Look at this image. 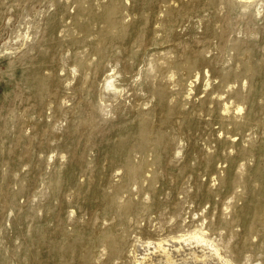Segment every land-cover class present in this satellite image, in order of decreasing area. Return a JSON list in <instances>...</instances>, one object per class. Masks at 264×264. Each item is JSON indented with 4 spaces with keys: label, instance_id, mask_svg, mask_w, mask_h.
<instances>
[{
    "label": "bare ground",
    "instance_id": "1",
    "mask_svg": "<svg viewBox=\"0 0 264 264\" xmlns=\"http://www.w3.org/2000/svg\"><path fill=\"white\" fill-rule=\"evenodd\" d=\"M70 1L76 12H69L68 0L60 3L50 26V48L32 60L14 83L32 91L38 105L27 117L33 123L41 118L40 108L46 104L54 107V114L60 113L55 117L57 124L67 122L63 133L54 136V141L63 138L55 150L57 161H67L86 180L76 181L67 172L63 184L55 176L58 170L54 171V226H41L36 218L43 219L47 213L27 208L15 218L20 232L16 241H10L8 231L1 234V219L23 194L24 183L12 192L0 181V256L4 255L0 264H242L246 253H264L261 246L256 252L250 250L254 237L264 241V50L251 39L259 34L249 12L252 0ZM176 2H182L181 8H175ZM198 23L202 34L195 32ZM213 41L221 50L229 47L233 51L230 67L219 66L218 56L206 58L204 50ZM156 46H162L156 52L160 53L157 69L147 59ZM62 58L67 79L55 72V61ZM206 68L205 78L211 76L202 82L205 96L197 98L194 92ZM255 80L261 83L258 87H253ZM177 86H181L179 91ZM68 87L74 90L78 104L67 111L58 100H63L59 95ZM4 92L11 95L7 89ZM123 93L125 100H121ZM18 120L3 130L15 135L24 129L30 140V127L20 128ZM214 124L226 139H212ZM247 131L259 134L260 142L252 137L247 148L232 154L233 135ZM204 133L209 136L206 149L196 140ZM21 139L17 137L13 147L2 152L6 164L0 170L1 178L15 175L24 163L32 141L19 152ZM213 142L216 145L210 151ZM184 147L186 157L181 160ZM150 154L158 169L150 181L151 191L160 182L173 183L180 191L187 175L195 176L198 168L218 175L216 164L224 162L228 172L215 191L201 185L188 196L212 200L210 193L232 196L240 186L243 191L235 194L234 206L237 200L241 205L230 219L223 212L210 213L208 219H213L207 220L209 232L204 233L196 224H187L191 230H184L174 198L165 203L154 199L147 206L119 202L118 192L140 183L149 171ZM239 156L248 164L255 163L247 166L251 169L248 176L238 171L246 166ZM38 165V160L33 161L30 171L35 172ZM119 170L124 181L111 187L110 174ZM106 187L114 193H104ZM213 203L218 211V202ZM71 204L84 208V216L73 217L66 210ZM157 210L162 219L175 222L164 237L131 243L134 228L140 229L131 222V214L140 218ZM179 231L186 233L176 234Z\"/></svg>",
    "mask_w": 264,
    "mask_h": 264
},
{
    "label": "rangeland",
    "instance_id": "2",
    "mask_svg": "<svg viewBox=\"0 0 264 264\" xmlns=\"http://www.w3.org/2000/svg\"><path fill=\"white\" fill-rule=\"evenodd\" d=\"M64 1L67 0H0V144L4 143L3 146L0 145V170H2L3 167L5 168L4 164H6L5 155L2 152H6L11 147H13V143L15 142L17 137H22V139L20 140L21 147L18 148L19 152H23L25 150V144H28L29 141H32L30 151L28 155L23 158L24 163L19 167V169H17L16 174L11 177H0V181H2V185H4V188L6 187L12 192H17L22 189L21 184L24 183L23 194L17 198L15 206L11 204L9 208L5 210L1 219V234H4L5 231H8L10 234V241H16L17 237L20 235V232L15 227L14 221L17 215H19V213H23L27 208H33L36 211L39 210L38 214L44 213L46 215L47 213V216H44L45 219L43 217V219H40L38 217L36 218V222H39L41 226H46L45 228H47V226L50 228L52 224V226H54V221L53 219L51 220V217L54 215V171L58 170L59 173L55 174V176H57L58 180H60L62 183L63 179H65V176H67L65 175L67 172H71L76 181L79 180L80 182H84L86 180L85 176H81L79 172L72 166L67 165V161H57L55 150H57V147L63 138H61L62 136L60 135L61 139L54 141V136H59V134L63 133L65 127L67 126V122L63 121V123L60 122L57 124L56 121L58 118L55 117H58L60 113H57V115L54 114V107L46 104L40 108L41 118L38 120V122L33 123L27 117L29 113L34 111L36 105H38L32 96V91L23 87H17L14 83L18 78L19 73L28 64L33 61H37L50 48V26L54 22V14L58 10L57 8L59 7L60 3ZM239 1L245 2L246 0ZM249 1L250 0H247L246 2L249 3ZM252 1H250V4L252 3V7L250 8L249 12L252 17L256 19L257 30L259 34L256 36H252L251 39L253 42L258 43V45L264 50V1ZM174 6L176 9H179L182 6V2H176ZM68 10L71 14H74L76 12V6L72 4L70 0H68ZM187 26L188 24L186 25V27ZM179 31L185 32V30L183 31L181 29H179ZM195 32L197 34H202L203 27L201 26V24H196ZM188 37L189 36H186L185 40H187ZM238 37L242 36L238 35ZM189 42L192 43V39L189 40ZM200 46L203 48L204 44H200ZM159 47L162 46H156L157 50L155 52L153 51L150 54L151 57L147 58L148 62L150 61L151 65H153L155 69H157L158 64L157 56L158 54H160L156 52L161 51ZM204 54L208 59L214 56H218L220 61H218L220 63H218V65H221L223 68H227L232 65L231 55L233 54V51L231 50V48L226 47L221 50L219 46H217V43L215 41H213L210 47L205 48ZM67 56L68 54L64 55L63 58L66 59ZM220 56L222 59H220ZM63 58L56 59L55 72L59 76V78L67 79L66 70L63 67V64L65 62ZM11 68L13 69V71L10 74L9 71ZM207 70L208 69L206 68V70L204 71V78L202 76L201 78H199L201 81L199 82L200 84H198L199 87L197 88V90H199L200 92L195 90V96H205V94H202L204 92L202 82L204 84V81L209 78L208 76H211V74L209 73L210 75L208 74L207 78H205V75H207ZM217 81L218 80H216V82ZM72 84H74V81L71 82V85ZM260 84L261 83L259 80L253 81V87H258ZM239 85L240 82L235 84L234 88H237ZM247 86L248 83L246 87ZM180 87L181 86H177L175 87V89L179 91ZM6 89L11 92V95H5L4 90ZM72 92H74V90H72V87H68L64 88L59 95V98H62L63 100L59 99L58 101L61 105L63 104V109H66L67 111L73 109L74 105L76 106L78 104V98L76 97V94H73ZM199 96H197V98ZM125 99L126 94L125 98L121 97V100ZM61 101L63 102L61 103ZM151 104L152 103L149 104V107L151 106ZM17 118L19 119L18 122L20 123V128H24L26 125L27 127H30L31 134H33L30 140L28 137H26V133L23 132L24 129H21V132H19L20 134L16 133L15 135H12L13 132H10L8 129L3 130L4 126L6 128L11 127V124ZM54 126H56L55 129ZM213 128L215 133L213 132L214 135L212 136V139L216 138L218 141L226 139V134L223 131L220 132L219 125L214 124ZM247 134L246 132H244L243 134H234L233 136H235L236 138L232 136L234 138L233 140L235 141L236 146L229 147V151H231V153L233 151L235 155V152L237 154L240 147L247 148L249 146V143L247 142L251 140L252 137H254L252 140L255 139L258 143L260 142L261 139L259 138V134L253 136L251 135L250 131H247ZM203 135L204 137L201 136L202 138L197 136L196 140L199 139L200 141H197L199 145L206 149L209 143V136L205 133ZM39 141H41V144H39ZM215 145V142L210 145L212 146L210 151H214ZM185 153L186 148L184 147L182 154H179L180 157L178 158L183 160L186 157ZM37 160L39 161V165L36 168L35 172H31L30 168L32 162ZM136 160H138V157L136 158ZM148 160L151 163L153 162V156L151 154L148 156ZM239 162L241 164H245L246 166L242 165L238 171H241L244 174L243 175L240 172L242 176H248L251 173V169L248 171L247 168L249 166L253 167L255 163L249 161L248 164L240 156ZM177 165H179V163ZM216 170L219 174H212V176L211 172L207 171V169L198 168L194 174L195 176L192 177L187 175L184 178V180L182 181V189L180 191H177V189L173 187V183L169 184L162 182L156 185L155 191H151L150 181L158 172L157 165L152 163L151 167H149V171L146 173V175H144V178L141 180V182L138 184H130L127 188L119 191L117 194V200L121 203L130 200L134 204H137L139 206H147L154 199L165 203L174 198L177 201L178 206L180 207L181 213L178 221L184 225V230L188 232L189 230H191L189 228L193 227V225L196 224L200 229L205 230H203L204 233H207V231L209 232V230L207 229L209 222H207V220L210 221V219H213V217L208 219L210 213H213L215 215L218 214V212H223L225 218L230 219L233 215V212L238 209L239 205H241V201L237 200V206H234V203L236 202L234 198L235 194H241V192L243 191V188L240 186L235 189V194L232 196H229L227 194L216 196V194L210 193L209 196H212V200H199V198L192 199L188 196L190 193H193L198 188V186L201 185L209 186L210 190L215 191L220 186L221 179H223L228 172L227 163H217ZM214 178L217 179L214 180ZM123 181L124 179L122 170L114 171L110 174V182L112 184L111 187L119 186ZM111 187H106L104 193H114ZM213 202H218V211L213 209ZM66 210L69 211L75 218H77L78 216H84L85 211L84 208H81L76 204L69 205ZM205 217L207 219H205ZM201 218L202 220H205L201 221L202 223L200 222ZM130 220L132 223H134L135 227L140 226V229L134 228L135 233H133L130 238V242H135L136 244L141 243V241L147 242L149 239V241H153L157 238L159 239L164 237V234H166L165 231L169 227V225L175 223L174 221L169 220V218L166 220L162 219L159 215L158 210L152 213L149 212L147 215L140 218H137L135 215L131 214ZM187 224L192 225L190 227H187ZM143 227L145 229L147 228L146 231ZM11 228H13V230H16L13 231L11 230ZM139 231H142L141 234H139ZM186 231H179L180 233L177 232L176 234H185ZM14 233H18V235L15 236ZM213 237V239H217L216 235H214ZM18 243L19 241L16 242V246ZM252 244L253 246H251L250 250H252L253 252H256L259 246L263 247L264 249V241L261 238L254 237L252 239ZM252 254L253 253H246L244 255L242 264H264V253L261 254L259 252H256V254ZM3 256L4 255L0 256V260H2ZM115 264L120 263L119 261H116Z\"/></svg>",
    "mask_w": 264,
    "mask_h": 264
}]
</instances>
